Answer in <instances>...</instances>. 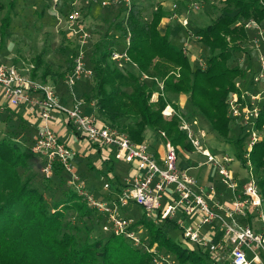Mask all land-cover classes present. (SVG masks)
I'll list each match as a JSON object with an SVG mask.
<instances>
[{"label":"trees","instance_id":"16d2710c","mask_svg":"<svg viewBox=\"0 0 264 264\" xmlns=\"http://www.w3.org/2000/svg\"><path fill=\"white\" fill-rule=\"evenodd\" d=\"M16 1L9 0L6 4L8 12L0 21L1 40L10 34ZM221 3L223 7L214 19L195 31L197 41L208 54L203 68L193 67L186 49L171 41L167 32L160 34L158 26L167 16L161 5L155 6L147 21L136 4L130 3L123 18L114 24L118 36L129 39L125 53L130 63L118 68L111 61L108 31L95 43L91 56L87 54L92 87L90 96L84 98L94 103L97 122L116 129L136 144L146 139L147 131L158 141H162L160 134L164 133L172 145L191 152L185 133L179 130V117L199 123L193 117L198 115L219 139L232 143L237 161L243 164L247 136L239 126V135L230 140L231 126L238 123L228 116L227 98L236 91L237 81L251 92L257 93L259 89L251 81L256 72L253 74L249 65L243 69L235 64V53L243 52L249 41L245 23L252 21L259 25L264 21V0H223ZM46 51L44 43L32 60L33 69L29 74L43 83L49 76L64 77L72 69V61L68 59L65 72L51 74L43 67ZM154 93L158 97L152 102ZM180 95L188 97L193 113L190 116L180 113L174 105ZM166 105L175 111L170 121H165L161 114ZM11 110L8 115L15 114ZM256 128L264 134V102ZM13 133L7 130L0 135V264H153L152 254L134 248L122 237L105 234L102 228L105 238L92 239L87 224L98 219L102 227L105 217L90 210L66 184L68 176L58 164L53 165L52 176L46 179L42 175L47 181L37 185L36 169L41 170L43 159L32 155L29 147L16 140ZM249 157L253 175L262 173L256 183L264 212V138L253 146ZM57 170L61 173L58 192L61 193L62 185L67 187L60 200H56L55 194L47 195L51 193L49 182ZM51 199L56 201L51 204ZM68 213L77 223L66 221ZM137 224L144 227L148 244H156L160 252L173 255L177 264H204L202 252L168 238V231L178 228L174 221L155 224L141 217Z\"/></svg>","mask_w":264,"mask_h":264},{"label":"built area","instance_id":"2783aa9c","mask_svg":"<svg viewBox=\"0 0 264 264\" xmlns=\"http://www.w3.org/2000/svg\"><path fill=\"white\" fill-rule=\"evenodd\" d=\"M107 6L109 0H85ZM129 5L128 0L126 1ZM71 4L65 19L68 35L78 38L75 55L72 58L73 68L65 78L69 91H73L77 81L82 77H91L92 71L85 64L86 38L81 25V14ZM58 0H53V7H58ZM197 9V6H194ZM246 28L254 25L249 21ZM186 26V22H182ZM256 25V24H255ZM261 36V34H260ZM89 39V38H88ZM87 39V41H88ZM126 47L129 39H125ZM255 44L257 42L255 41ZM125 47V48H126ZM257 48V45H254ZM110 59L118 68L130 63L122 51L112 50ZM259 70L252 77V84L264 83V56H258ZM146 80V77H142ZM242 82L235 83L236 91L227 98V113L232 121L240 124L245 130L247 140L243 149L242 167L246 178L240 183L230 168L234 157L227 154H215L203 144L204 132L199 129L196 120L187 121L179 117V130L185 133L193 153L203 158L198 166L209 165L214 168L220 183L228 189L233 199L224 205L215 201V189L207 191L200 186L188 170L178 168L177 147L166 140L161 133L163 155L159 160L152 155L145 143L136 144L123 133L97 122L93 114L81 111V102L76 101L72 107L62 106L56 96L54 87L29 75L17 71L14 67L0 63V92L7 105L12 109L26 106L42 121L29 152L43 159L41 174L46 178L52 176L54 164H58L68 178L70 186L86 206L102 216L105 221L102 231L105 234L122 237L136 249L154 256L153 264H172L165 253L160 252L156 244L150 246L145 236V229L132 218L122 215V210L135 205L142 209L143 219L155 224L163 221H174L182 237L192 250L202 252L210 264H264V212L263 199L253 175L250 163V152L253 146L264 138L256 128L261 110L262 92L251 93L241 89ZM160 90L162 85H159ZM158 93L152 95L155 102ZM64 115L77 134L94 146L99 147L113 159L132 165L135 176L117 187V196L111 202L96 198L87 191L84 182L75 172L72 160L75 152L61 142L58 136L46 125L53 119V114ZM165 118L175 115L172 106L166 105L161 112ZM237 160V159H236ZM103 189L110 191V182H105ZM217 225L215 231L206 237L202 233L205 226ZM167 255V254H166Z\"/></svg>","mask_w":264,"mask_h":264},{"label":"rangeland","instance_id":"374dc122","mask_svg":"<svg viewBox=\"0 0 264 264\" xmlns=\"http://www.w3.org/2000/svg\"><path fill=\"white\" fill-rule=\"evenodd\" d=\"M8 1L9 0H0V6H2V9H0V21L3 18V16L8 12V8L6 7ZM126 1L127 0H109L107 6H101L98 3H93L92 5H90L91 7H89L88 9L90 3H88L85 0H58L59 6L56 8L53 7V0H17L15 2V6L12 9V13H11L12 23L9 29L10 34L5 39L3 40L0 39V63L2 62V64L6 66L21 67V69L27 68L33 64L32 63L33 58L41 50L43 44L46 43L47 51L44 57L43 67L47 68L51 74H60L65 72L67 61L68 59L69 60L71 59L72 61V58L75 55L77 42H78V38L76 36L68 35V32H70L67 31L66 29L68 27V23L66 22L65 25V19L69 13L70 6L73 2H75L76 3L75 7L79 10L81 14L82 28H84V31L88 36L86 38L87 43L85 47V56H86L85 64L86 67L89 68L88 66H90V64H89V59L87 58V54H90L91 56L95 43L104 36L106 31L109 32V40H110L109 42L112 43L111 46L109 47L111 50L122 51L125 49L126 38L118 36L117 30L116 28H114V24L116 22H119L123 18V16L126 14V8L130 5V3H132V0H129L128 1L129 5L127 6ZM194 3L195 5H193L192 8L188 9L187 11L189 17L193 19L196 16L198 21L197 24L192 27L193 30L190 28L189 30H187V34L190 39L195 38V31L198 30L200 27L210 23V21L213 20L216 14L218 13L219 9L223 7L222 3L220 4L216 3L213 5L211 10L208 9L207 11H205L201 7L202 5H199L201 3L200 0H194ZM194 6H197V9H195ZM142 16L143 18H147L149 20L150 10L145 9L144 14ZM173 19H176V17H174ZM249 23L250 22L248 21L245 23V25H248ZM250 25L251 26L246 29L247 30L249 29L248 33L251 35L252 38L251 44L248 42L246 45H244L245 49L243 52L235 53V58H236L235 64H239L242 68H246L248 65L251 66L254 74L255 72H257V70H259V64H258V60L256 59V55L264 56V43H263L264 27H260V29H257V25L255 24L254 25L250 24ZM180 26L185 27L182 25V22ZM257 37L263 40L261 42L259 41L261 43V46H259L258 50L252 44L253 39L257 42ZM195 39L197 40V38ZM198 50L199 51L197 53L196 52L194 53L195 58H192L193 56L191 57V54L188 55V57L193 67L203 68L205 58L207 57L208 54L204 46H201ZM22 73L29 75L25 70L22 71ZM48 79L50 81H53V78L51 77H49ZM36 80L39 81L40 79L37 78ZM64 80H65V76L61 77V79L57 78V80L53 82L63 85ZM90 84H91V79L89 80V85ZM89 85L88 82L87 84L86 83L84 84V87L85 88L88 87V89L83 90L84 94L82 97L88 96L87 92L88 94L91 92L88 91L90 90ZM245 88L246 85L241 86V89H245ZM258 88L259 89L256 92L262 91V95L264 96V83L258 84ZM261 102H264V98ZM174 105L177 106L178 110L180 109L179 110L180 113L185 114L186 116L187 115L190 116L191 114H193L189 109L187 96H181L180 99L178 98L177 101L174 103ZM172 117L170 118L163 117V118L165 121H170ZM193 117L197 118L199 122L198 123L199 129H201L202 131L204 130V132L206 133V136L202 141L204 146L208 148L209 151L212 153L218 155L227 154L228 156L234 157V161L232 162L231 166L235 171V173H238L240 178L244 179L245 178L244 168L239 163V161L236 160V155H235L236 151L232 143L225 142L219 139L211 131L210 126L203 118H201L198 115ZM22 125L23 124H20L19 121L16 119V115L13 114H11V116L8 115L6 108L4 109L3 112L0 111V135L5 134L7 130H13L15 132L16 129H21ZM239 126L241 127L240 124H236L234 127L231 126V130L229 134V138L231 141H234L236 139V136L239 135V131H238L240 129ZM24 131H25V135L22 141L24 144H29L32 137L31 129L28 130L25 128ZM242 135H245L244 132L242 133ZM155 142H157V144L159 142L157 137ZM157 144L155 147H157ZM191 157H194L192 159H195L197 161L199 160L203 161V158L196 157L195 154L194 155L191 153L189 154L187 152H184L183 150L179 151V159L183 163L185 161L186 162L190 161ZM119 165L120 164H118L117 166ZM207 167L210 168L209 165H205L199 168V170L202 168L207 169ZM36 171H38V176H39V177L37 176L39 179L36 184L42 185L43 183H45L44 181L47 180L42 177V174L38 169H36ZM117 174L118 176L120 175L119 172ZM90 175L92 177L90 178V181H88V188L93 189L95 193L88 190V188H86V190L93 193L95 197L98 196V198H100V195L104 193L101 191V186H100L101 180L98 176H95L94 173ZM259 175L262 176V173L261 172L255 173L254 175L255 179ZM105 179L106 178H103L104 181L111 182L110 179L108 180ZM66 189L67 187L62 185V191L60 190L61 193L60 192L57 193L56 200H60L64 198ZM100 192L102 193L100 194ZM56 200L51 199L50 200L51 202L49 200L48 201L52 204ZM126 211L127 214L126 216L125 215L124 216L128 218H132L134 220L136 219L139 220L138 218H141L143 216L142 209L137 206L131 205L128 207ZM66 221L71 223H77V221H75L71 213L67 214ZM87 225L88 228H90L91 230L90 236L92 237V239L105 238V235L101 231V223L98 219H95L94 222L88 223ZM167 235L171 241L175 243H180L187 248L188 244L185 243L182 237V233L178 228L170 229ZM145 236L147 237L146 231H145ZM165 256L168 257L169 259L168 261H170L172 264H177V260L174 258L173 255L165 254ZM204 258H205L204 261H201V263L210 264L208 259L206 257Z\"/></svg>","mask_w":264,"mask_h":264},{"label":"crops","instance_id":"0c3cea01","mask_svg":"<svg viewBox=\"0 0 264 264\" xmlns=\"http://www.w3.org/2000/svg\"><path fill=\"white\" fill-rule=\"evenodd\" d=\"M200 1L201 3L199 5H202L201 7L205 11H207L208 9L211 10L214 4L216 3L220 4L223 0H200ZM132 3L136 4V6L142 11V14H144L145 9H149L150 16L155 6L157 4L161 5L163 10L166 12L167 16L161 20L160 25L158 26V30L160 34H165L167 32L169 34V39L171 41H173L174 43H179L181 48L186 49L187 55L191 54V57L193 56L192 58H195L194 53L195 52L197 53L199 51L198 49L202 45L197 42V40L195 39L196 37L190 39L187 34V30H189V28L192 29V27L195 26L198 22L196 16L192 19L191 17L188 16V12H187L188 9H191L192 6L195 5L194 0H132ZM172 15L174 16L172 17ZM174 17H176V19H173ZM144 19L149 21L147 18H144ZM183 21L186 22V26H189V27L180 26L181 22ZM260 27H264V21L261 22L259 25H257V29H260ZM248 35H249L248 42L251 44L252 38L249 33ZM253 40H252V44L257 45V50H258L259 46H261L260 42L263 40L257 37V44H255V40L254 41ZM258 56L256 55L257 60H258ZM11 67H14L17 71L21 73L22 71L25 70L30 75L33 69V65H30L29 67L22 68V69L21 67H17V66H11ZM72 68H73V64H72ZM70 71L65 73V78L69 74ZM49 77H47L46 82L44 83L50 84L52 87H54L58 101L62 106L70 108L72 107V105L76 103L77 100H79L81 102V111L84 114L94 115V103L92 101H87L85 100L84 97H82L84 94L83 90L88 89V87L86 88L84 87V84L85 83L87 84L88 82V85H89V80L91 78L82 77L79 81H77L76 86L73 88V91H69V88L65 84V80L63 82L64 84L62 85V84H57L53 82L57 79H53V81H50L48 79ZM59 78L61 79V77ZM91 87L92 85L90 84L89 85L90 90L88 91H91ZM90 94L91 93L88 94L87 92L88 96H90ZM181 96H185V95H180L179 99L181 98ZM5 108L7 109V112L9 109H12L7 105V102L3 99V97L1 96V92H0V111L3 112ZM12 112L15 113L14 115H16V119L19 121V123L23 124L21 129L15 128L16 131L13 134L17 136L16 140L23 143L22 140L25 135L24 129L25 128L28 130L31 129L32 137H31L30 143L29 144L23 143L24 145H27L28 147H30L35 139L38 129L42 125V121L39 118H37V115L33 114L26 106H21L17 109H13ZM46 125L58 136L61 142H63L67 147H69L75 152V157L72 161L73 167L75 169V172L80 177L81 181L84 182L85 188H88V181H90V178L92 177L90 174L94 173L95 176H98L100 178L101 191L104 192L103 194H101L102 192H100L101 194L100 199H104L108 202H111L117 196V192L115 189H117V187H119L120 184H122L124 181H127L129 179L131 180L135 176V169L132 165L117 161L113 159L112 155L107 154L105 151H103L99 147L94 146L93 144H90L85 139V137L74 132V130L71 128L69 124L68 119L64 115L59 114V113H54L53 119L50 121H47ZM204 134L206 136L205 132ZM155 141L156 140H155V137L153 136V133L151 131H147L146 139L142 143H145L148 147L149 152L152 155H154L157 160H159L161 156L163 155V145H162V141H159L158 144ZM156 144H157V147H155ZM177 149H178L177 151L178 168H180L181 170H188L189 173L197 180L198 184L205 188V191H207L208 187L213 186L216 192L215 201H217L220 204H224V205L230 204L233 199V196L231 192L220 183L216 170L212 167L210 168L207 167V169L202 168L199 170V168H201L202 166L199 167L198 164L201 163L202 161L201 160L197 161L195 159H192L194 157H191L190 161L188 162L185 161L183 163L179 159V151H181L182 149H180L179 147H177ZM187 153L189 154L191 153L194 155L193 150ZM196 157H200V156L196 155ZM118 164L120 165L117 166ZM230 168L235 174V177L237 178V180L240 183H242L245 180L246 175L244 179H241L238 173H235L231 165H230ZM115 170H117L120 173L119 176L117 174L118 172ZM59 174L61 175L60 171L57 170L55 172V176H53V179L51 180V182H49L51 193H47V195L55 194V196H57L56 192H58V184L60 181ZM103 178H106L107 180L108 179L111 180L110 182L111 190L110 191L103 189V185L105 184V182H108V181H104ZM88 190L94 192L93 189L88 188ZM96 198H98V196H96ZM132 206H135V205H132ZM127 209L128 207L122 210L121 212L122 215L126 216ZM135 221H137V219ZM217 230H218L217 225L213 224L212 226H205L202 230V233L204 234V236L208 237L212 235V231H215V233H217L216 237L218 238L220 234L219 232H217Z\"/></svg>","mask_w":264,"mask_h":264}]
</instances>
